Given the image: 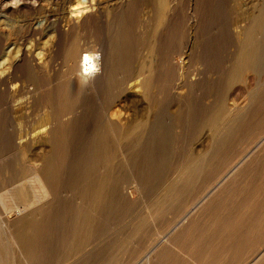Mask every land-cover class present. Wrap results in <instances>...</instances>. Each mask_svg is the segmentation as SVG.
Wrapping results in <instances>:
<instances>
[{
  "label": "rangeland",
  "instance_id": "obj_1",
  "mask_svg": "<svg viewBox=\"0 0 264 264\" xmlns=\"http://www.w3.org/2000/svg\"><path fill=\"white\" fill-rule=\"evenodd\" d=\"M83 1L90 2L92 16L85 25L69 9L77 0H0V91L1 79L7 82V91L0 93V123L6 116V100L13 107L16 125L24 112L35 120L52 119L45 100L52 106L59 91L67 88L63 59L73 41L93 46L102 59L98 73L116 78L103 81L97 99H77L79 106L70 115L77 118L73 143L78 148L68 154H48V168H40L48 182L59 180L58 192L36 198L9 220L8 229L0 215V264H195L200 248L214 252L219 264H245L243 258L249 259L251 252L247 249L256 246L251 242L259 230L256 219L264 215L260 180L264 169L260 164L244 167L247 157L264 155V72L255 76L246 71L241 80L230 82L227 75L251 18L264 10V0H165L162 12L157 0H78ZM200 43L205 46L203 55L197 51ZM22 49L23 59L11 66ZM138 64L156 78L155 82L151 78L147 98L141 87L120 80ZM16 84L24 88L23 98ZM111 93L115 100L109 112L116 118L146 120V130L137 141L145 149L132 150L127 161L111 133L104 143L110 149L81 148L93 144L88 134L100 125L101 106ZM214 113L219 121L212 131L206 120ZM252 140L261 143L250 150L256 142ZM4 151L0 144V168L12 165L17 176L35 158L40 166L37 155ZM108 153L114 158L110 173L115 182L103 187L92 229L79 244H72L83 206L81 187L84 181L106 174L98 160ZM243 154L246 158L237 171L243 170L244 178L236 183L231 178L236 170L232 163ZM195 159L198 168L190 172L186 166ZM221 174L225 176L220 182ZM221 185L224 197L218 199L216 191L202 199L212 186ZM245 200H252L246 205L256 208V213L240 212ZM209 204L213 206L208 216H200L198 212ZM188 220L204 225L191 230L190 238L180 232ZM22 221L28 224L24 227ZM21 232L28 237L26 251L10 240L11 234ZM246 234L249 246L243 244ZM167 235L178 243L184 239L185 246H172ZM186 240L195 242L189 246Z\"/></svg>",
  "mask_w": 264,
  "mask_h": 264
},
{
  "label": "bare ground",
  "instance_id": "obj_2",
  "mask_svg": "<svg viewBox=\"0 0 264 264\" xmlns=\"http://www.w3.org/2000/svg\"><path fill=\"white\" fill-rule=\"evenodd\" d=\"M79 3L80 2H78L77 0V2L71 5V8L69 7V9L72 11L71 15L79 16L80 17L79 20L81 24L85 25L88 23L89 21L88 18L91 16L88 13L90 8L88 9L87 7L90 2L89 3L84 2L83 4H79ZM156 7L157 10H159L160 12H162L163 10L166 11L165 0H157ZM242 37L243 38L240 39L239 41V47L235 53L236 55L234 56L232 63L229 66L228 75H227V80L229 82L234 80H238V81L241 80L243 74L246 71L253 72L255 76L264 72V10L260 11L258 14L253 16V18H251V22L249 26L246 27L244 36ZM204 47L205 46L200 43V47L198 46L197 48V51L200 54L202 53V55L205 53V50H203ZM190 48H191V52L189 53V55H191V53H193L194 51L193 46ZM17 54L18 57L16 60H13L11 62L10 64L11 66L17 64L18 60L23 59L25 52L22 49L19 50ZM85 56H88L89 63L94 67L98 68L99 71V67L101 65L102 59L100 53L95 51V48H93V46L92 48L85 45L80 46L79 43H76L75 41H73L71 44L70 43L68 44L63 59L64 64L67 68L66 69V78L68 80L67 88L62 93H60L59 91L57 95L55 94L56 96L54 98V103L52 106H50L47 103L48 100L47 101L45 100V106H47V108H49V110L52 111V116H51L52 119L45 120L43 119V117L42 118L38 117L36 118V120L38 121L40 119V122L39 124L34 126V122H36L35 117L30 116V112L28 113L24 112L22 114L21 122L18 125H16L11 118V113L14 111L13 107L9 103V100L4 101L3 110L6 113V116L5 115L3 116L4 118L0 123V144L4 147L5 151H7L10 154H22V155L33 154V155H37V158H39L40 160V166H37L38 164L35 162L36 158L34 160H31V162L26 163L28 164V167L25 168L24 170H21L18 176L16 174L17 171L12 165L11 166L6 165L0 168V215L5 219L2 222L3 224L2 226L5 229H8L10 226L9 220L13 218L15 215L20 214L24 209H27V207L36 198L48 196L49 194H54L55 192H58L56 191V189L59 185L58 182L59 180L57 178H54L51 182H48V180L44 179V177L40 174V168H46V169L48 168L49 166L48 163L49 160L47 158L48 154L51 153L68 154L70 152H73L74 148L76 149L78 148V146L76 147V145L73 143V136L75 135V133H77L76 130L78 129V123L76 122L77 118L70 115L71 113H73L74 108L79 106L78 104H76L77 102H79V100L77 101V99L78 98L83 99L85 96L97 99L99 97V93H101L100 92L101 89H104L103 81L109 83L110 79H112L111 82H114L116 80L115 76L112 73L111 74L107 72L103 73L102 71H100V73H98V71L85 73L84 71V68L86 66L84 60ZM168 61L170 63L173 62L171 55L170 57H168ZM40 67H39V74L42 73ZM131 68L132 70L130 71L128 76L120 79L121 82L122 83L132 82L133 86L141 87L142 95L147 98L150 94L151 78L152 81L154 82L156 81V78L154 76L151 77L150 72L145 73V69L143 68L142 65L138 64V66L136 67L134 66V68L133 67ZM1 84L3 85L2 91H7L6 79H1ZM23 89L24 88L21 85H17L15 88L16 92L19 93V95L22 93V91H25ZM2 91H0V93ZM114 100H115V96L112 93L104 99V102L101 106L102 110L100 114L101 116L100 125L97 127V129L92 135L90 134V132L88 134V136H90V138L92 139L93 144L91 146H88L87 148L85 147L86 145L85 146L82 145L81 148L82 149L85 148L86 151L92 150L95 152H99L104 148L110 149L107 146V144H105L106 146H104V143L106 139L105 135L107 133H111L112 136L118 140L117 143L118 150L123 156L125 155L124 159L127 161L128 159L126 158V155L128 156V153L130 154L132 150L143 152V150L145 149V147L139 146L137 144L138 143L137 141H140L143 137L142 134L146 130L145 128L146 120L143 118H139V119L131 118L122 121L116 118L115 114L112 113V111L109 112V107L112 105V101ZM16 109L19 110V107H17ZM217 121H219L217 113L208 116L206 122L207 125L209 126L208 127L209 130L214 131L215 128H217V123H218ZM252 141L255 142L256 140H252ZM259 142L256 141L255 143H253V145L250 147V150L257 148L258 145L261 143ZM262 143H264V139H262ZM262 151H264V148L261 149V152ZM244 157H245L244 154L242 156L238 155L232 163L233 166L231 165L234 169H236L234 171L235 172L234 176L231 177L233 178V180H235L236 183L237 182L239 183L241 181V178L243 177V176L241 177V175H244L243 170H241V173L240 171H237L240 164L243 162ZM196 160L197 159H195V161H191V164L193 162L192 165H190L188 162V166L186 167L188 168V170H190V172H195L196 169L198 168V163H197L198 161ZM246 161L248 162L247 164L245 163L244 167L247 166L248 168H254L256 165L260 164V166L258 167L264 169V155H260V152L257 154H253V156L250 158L247 157ZM98 164L101 167L107 168V172L104 176L99 177L98 179H90L88 181H84L81 187V197H82L83 206L82 209L79 211V217L74 226L75 230L77 231V238L76 240L75 239L73 240L72 244H76V245L79 244L83 240L84 236H86L87 231L92 229L94 219L96 218L97 215V210L103 198V187L114 183L116 179L110 173V168L114 164V158L111 153H108L104 158H100L98 160ZM236 174L237 176L235 177ZM224 176H225L224 174L223 175L221 174V178H219V181L221 179H224ZM260 180L264 181V176H262ZM230 184L233 183L230 182ZM213 187L214 186H212V188L207 193H204V195L201 196L202 199H206V197H208L209 195V192L214 193L216 191L219 192V194L216 195V197L218 196V199L219 197H224L226 192L223 191L222 185L218 186L217 188L216 187L213 188ZM240 193L241 192H239V195ZM209 201H211V199ZM249 202H252V200L251 201L245 200L244 202H242L243 209L240 210V212L242 211L243 215L249 212L256 213L255 212L256 208L250 207L251 205L250 206L246 205ZM253 202L255 203L257 202V200L256 201L253 200ZM198 205L200 206V204ZM211 206L213 205L209 204V205H205V207H202L200 212H198L199 215L200 216H203L204 214L206 215L207 210L209 208L211 209ZM257 209L260 210V208L258 207ZM204 218L205 217H203V221H205ZM243 218L246 219V216H243ZM257 218L258 219H256L257 220L256 223H257V229L259 230L258 232L254 233L255 234L254 239L252 240L251 238L252 246L256 244L255 248L252 250L251 245L249 246L250 237L247 236L248 234H246L247 237L245 236V238L243 239V244L248 245L249 248L247 250L251 251L248 256L250 257L249 259L247 257H246L247 259L243 258L244 261L246 260L245 264H264V215H259ZM196 221L188 220L187 224L182 227L180 232L184 231L183 233L184 234L186 233L185 235L189 236L188 234L191 230L192 231L193 229L194 231L195 229L201 230V228L204 227V225H200L199 224L200 222L198 223ZM27 224L28 222L26 221L21 222V225H23L24 227ZM244 224L245 223H243V225ZM229 226L230 228L233 227L232 224ZM243 233L246 232L243 231ZM165 236H164V240L165 239L167 240V237ZM190 236L188 238H190ZM168 239H170L169 241H171L170 244H172V246L173 245L177 247L185 246V243L183 242L184 239L179 241V243L175 241V237L173 236H171V238L169 237ZM10 240L15 242L18 246H20L21 248H23V250L26 251V245L28 243V237L26 236V233L24 232L13 233L11 234ZM186 241H187L186 245L189 246H191V244L195 242L194 240H186ZM260 246L261 248H259ZM198 252L200 254L198 257L195 256V260H194L195 264L220 263L217 261L218 256L216 257L214 252H212L211 250L202 249L201 251L200 248L198 249ZM157 260L158 258L156 259V261Z\"/></svg>",
  "mask_w": 264,
  "mask_h": 264
},
{
  "label": "clouds",
  "instance_id": "obj_3",
  "mask_svg": "<svg viewBox=\"0 0 264 264\" xmlns=\"http://www.w3.org/2000/svg\"><path fill=\"white\" fill-rule=\"evenodd\" d=\"M84 60H85V64H86V66L84 68L85 73H91L93 71H98V68L94 67L93 65H91L89 63L88 56H85Z\"/></svg>",
  "mask_w": 264,
  "mask_h": 264
}]
</instances>
